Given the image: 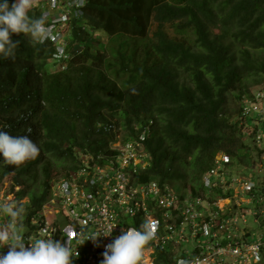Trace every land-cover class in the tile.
I'll use <instances>...</instances> for the list:
<instances>
[{
    "label": "trees",
    "instance_id": "trees-1",
    "mask_svg": "<svg viewBox=\"0 0 264 264\" xmlns=\"http://www.w3.org/2000/svg\"><path fill=\"white\" fill-rule=\"evenodd\" d=\"M42 12L35 4L29 15ZM67 29L63 68L49 61L52 40L23 33L11 35L15 58L0 59V127L40 147L18 167L0 165V180L12 174L20 185L26 217L81 153L106 151L114 128L126 138L150 125L138 181L176 179L198 192L217 151L246 158L240 108L232 120L228 104L264 82V0H86Z\"/></svg>",
    "mask_w": 264,
    "mask_h": 264
},
{
    "label": "built area",
    "instance_id": "built-area-1",
    "mask_svg": "<svg viewBox=\"0 0 264 264\" xmlns=\"http://www.w3.org/2000/svg\"><path fill=\"white\" fill-rule=\"evenodd\" d=\"M36 4L47 13L51 27L47 39L56 48L51 63L63 68L70 58L65 27L83 17L86 0ZM238 103L241 133L253 142L244 148L248 153L240 152L247 160L216 152L198 192L169 181H138L137 175L150 163L145 145L150 125L126 138L114 128L105 152L81 153L76 169L49 181L40 207L23 220L26 230L20 232L26 244L39 238L67 241L72 264H99L104 244L121 230L150 221L155 222L156 237L145 246L140 264H264V82L242 94ZM250 147L258 152L249 153ZM19 189L15 182L10 190L0 183V200H17ZM107 223H116L111 236L89 237ZM185 240L193 245L190 251L181 246ZM7 249L5 245L0 251Z\"/></svg>",
    "mask_w": 264,
    "mask_h": 264
},
{
    "label": "clouds",
    "instance_id": "clouds-1",
    "mask_svg": "<svg viewBox=\"0 0 264 264\" xmlns=\"http://www.w3.org/2000/svg\"><path fill=\"white\" fill-rule=\"evenodd\" d=\"M34 6V0H0V59L15 58L19 40L11 38L13 33L25 34L32 43H43L49 37L51 27L47 23V13L29 15ZM39 152V145L29 136L11 135L0 127V165L18 167L35 159ZM0 212L10 218L9 223L0 226V249L8 245L6 252L0 251V264H72L73 254L67 241L39 238L26 244L23 233L17 228L26 215L24 204L11 197L2 199ZM115 226L116 223H107L102 231L89 237L95 240L101 234L111 236ZM155 237V222L144 221L142 227L121 230L103 245L99 264H140L145 246Z\"/></svg>",
    "mask_w": 264,
    "mask_h": 264
},
{
    "label": "rangeland",
    "instance_id": "rangeland-1",
    "mask_svg": "<svg viewBox=\"0 0 264 264\" xmlns=\"http://www.w3.org/2000/svg\"><path fill=\"white\" fill-rule=\"evenodd\" d=\"M37 2H39V0H34V4H36ZM44 3V2H43ZM43 3H42V5H43ZM44 7V6H43ZM94 36L97 38V39H99L102 43H107V41H108V39H109V37L107 36V34H105V33H103V32H101V31H96V32H94ZM50 61L52 60V59H49ZM263 82H259V83H251L248 87V89H255L256 87H258V85H261ZM239 91L241 92V90H239V88L238 89H236V90H234V91H232V96H235V95H237L238 93H239ZM242 94H245V92H242ZM241 94V95H242ZM228 106H229V109H230V112L232 113V115H233V113H234V111H235V109L237 108V106H239V103L237 102V101H235V97H232L231 98V100H230V102H229V104H228ZM236 119L237 117L235 116V114L233 115V117H232V120L233 119ZM250 123L251 124H254V121L253 120H251L250 119ZM119 125V124H118ZM118 129H120V128H117L116 130H117V134H119V135H121L122 133L121 132H123V130H122V128L120 129L121 130V132L118 130ZM250 141V138H247V141L246 142H249ZM250 144H252V146H253V142L252 141H250ZM252 150V151H251ZM253 150H254V148H252L251 149V147H250V151H249V153H252V154H254V153H256V152H258V150H255L254 152H253ZM241 152H246V153H248V151H245V150H241ZM255 155V154H254ZM257 155V154H256ZM246 156V155H245ZM247 171H249V170H247ZM53 176H55V175H53ZM261 176H264V175H261ZM14 182V180H13V176H12V174H8V175H5L4 177H3V179L2 180H0V183L1 184H3V185H5L6 186V189H8V190H10V188H11V186H12V183ZM172 183H173V185L174 186H177V184H178V182H177V180L176 179H174L173 181H172ZM11 198H13V199H15V197L14 196H11ZM29 200V198L28 197H24V198H22V199H20V201L21 202H26V201H28ZM3 213V212H2ZM0 216L3 218V220H5V219H8L9 217H5V216H3L1 213H0ZM26 216V215H25ZM3 220L0 222L1 224H3L4 222H3ZM252 226H253V228H252V230L253 231H256V225L252 222ZM17 228H18V231H21V232H23V231H25L26 230V227L25 226H23V224H20V225H17ZM252 231V232H253ZM187 233H188V231H187ZM256 237V235H253V238H255ZM182 247H186L187 248V250H191L192 248H193V245L191 244V243H188V241H183V243H182V245H181Z\"/></svg>",
    "mask_w": 264,
    "mask_h": 264
}]
</instances>
